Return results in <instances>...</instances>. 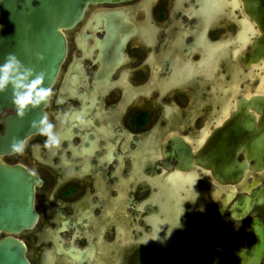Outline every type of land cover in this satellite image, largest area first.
<instances>
[{
  "label": "flooded vegetation",
  "instance_id": "obj_1",
  "mask_svg": "<svg viewBox=\"0 0 264 264\" xmlns=\"http://www.w3.org/2000/svg\"><path fill=\"white\" fill-rule=\"evenodd\" d=\"M61 32L44 107L61 146L45 148L38 131L0 155L41 181L35 224L0 237L21 240L29 264H202L224 227L243 243L255 217L264 225V200L229 211L264 188L248 152L264 122L251 106L264 100V59L248 62L260 30L243 0L89 2ZM242 97L254 129L225 130ZM236 134L246 167L220 183L213 167L219 149L236 153Z\"/></svg>",
  "mask_w": 264,
  "mask_h": 264
},
{
  "label": "water",
  "instance_id": "obj_2",
  "mask_svg": "<svg viewBox=\"0 0 264 264\" xmlns=\"http://www.w3.org/2000/svg\"><path fill=\"white\" fill-rule=\"evenodd\" d=\"M96 1L121 0H0V65L8 54H15L26 68L33 69L34 73H45L43 86L51 88L66 55V39L61 28L77 22L87 4ZM243 2L260 30V36L253 42L247 58L249 63L258 62L264 59V0ZM41 56L43 59H40ZM12 97L11 85L0 93V155L16 150L27 136L38 132V128L33 127V121L38 122L45 116L47 103L30 108L23 118L19 117ZM253 98L262 102H252L251 106L263 112L264 100L260 96ZM237 104L232 121L224 129H254L252 118L249 121L246 115V99L240 98ZM5 109L12 112H4ZM260 129L258 135H253L248 152L255 160L253 170L264 172V122ZM242 136H235L234 155L224 154L223 148L219 149L218 163L213 169L220 183L239 180L244 172L246 165L236 158L237 151L245 144L243 139H239ZM40 183L38 177L23 166L9 165L0 159V234L16 233L35 224L34 185ZM263 200L264 188L254 190L251 195L242 194L230 206V214L240 218ZM241 238L239 228L224 227L212 238L202 264H259L264 254V225L261 220L255 217L243 243ZM0 264H29L21 240L9 235L0 237Z\"/></svg>",
  "mask_w": 264,
  "mask_h": 264
},
{
  "label": "clouds",
  "instance_id": "obj_3",
  "mask_svg": "<svg viewBox=\"0 0 264 264\" xmlns=\"http://www.w3.org/2000/svg\"><path fill=\"white\" fill-rule=\"evenodd\" d=\"M40 59L43 57L41 56ZM44 81L45 73H34L33 69L26 68L15 54H8L5 62L0 65V93L4 92L9 85L12 86V103L16 106L17 115L21 118L30 108L35 109L42 103L50 102L53 90L50 87H44ZM77 119L83 122L82 117L78 116ZM33 127H37L39 133L46 137L45 148L49 150L60 148L61 138L54 131L55 125L46 115L38 122L33 121Z\"/></svg>",
  "mask_w": 264,
  "mask_h": 264
},
{
  "label": "rangeland",
  "instance_id": "obj_4",
  "mask_svg": "<svg viewBox=\"0 0 264 264\" xmlns=\"http://www.w3.org/2000/svg\"><path fill=\"white\" fill-rule=\"evenodd\" d=\"M252 81H253V80H252ZM243 84H244V83H243ZM240 88H243V89H241L242 92L240 91V92L236 93V94L234 95V97H236V96L239 95V94H242V93L246 92V91L244 90V86H243V85H242ZM262 264H264V260H263Z\"/></svg>",
  "mask_w": 264,
  "mask_h": 264
}]
</instances>
